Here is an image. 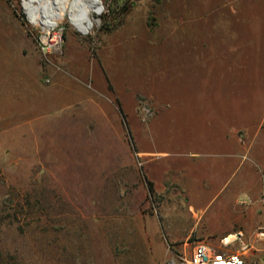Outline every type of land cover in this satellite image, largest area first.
Masks as SVG:
<instances>
[{
	"label": "rangeland",
	"instance_id": "374dc122",
	"mask_svg": "<svg viewBox=\"0 0 264 264\" xmlns=\"http://www.w3.org/2000/svg\"><path fill=\"white\" fill-rule=\"evenodd\" d=\"M26 14L0 0V264H179L194 241L158 235L165 197L147 190L132 117L200 78L263 108L264 0H100L90 23L66 14L49 33ZM263 223L262 204L251 264Z\"/></svg>",
	"mask_w": 264,
	"mask_h": 264
},
{
	"label": "crops",
	"instance_id": "0c3cea01",
	"mask_svg": "<svg viewBox=\"0 0 264 264\" xmlns=\"http://www.w3.org/2000/svg\"><path fill=\"white\" fill-rule=\"evenodd\" d=\"M253 23V39L264 40V19ZM118 96L127 102V94ZM244 96V87L228 79L200 78L188 89L153 97L144 107L152 114L135 110L132 130L141 172L154 194L165 197L161 238L217 241L251 229L262 205L264 107L246 106ZM44 107L36 113H46Z\"/></svg>",
	"mask_w": 264,
	"mask_h": 264
},
{
	"label": "built area",
	"instance_id": "2783aa9c",
	"mask_svg": "<svg viewBox=\"0 0 264 264\" xmlns=\"http://www.w3.org/2000/svg\"><path fill=\"white\" fill-rule=\"evenodd\" d=\"M262 204L264 209V184L262 185ZM264 237V223L256 232ZM219 240L218 244L207 243L203 240L194 241L188 252H175L179 264H251L247 256V244L244 242V234L237 231ZM176 264V263H173Z\"/></svg>",
	"mask_w": 264,
	"mask_h": 264
},
{
	"label": "bare ground",
	"instance_id": "6f19581e",
	"mask_svg": "<svg viewBox=\"0 0 264 264\" xmlns=\"http://www.w3.org/2000/svg\"><path fill=\"white\" fill-rule=\"evenodd\" d=\"M98 4L99 0H22L23 9L31 22L41 23V28L48 33L66 14L74 22H89L90 11ZM45 7H48V11ZM47 40L54 42V35H49ZM232 237L230 235L226 240Z\"/></svg>",
	"mask_w": 264,
	"mask_h": 264
},
{
	"label": "trees",
	"instance_id": "16d2710c",
	"mask_svg": "<svg viewBox=\"0 0 264 264\" xmlns=\"http://www.w3.org/2000/svg\"><path fill=\"white\" fill-rule=\"evenodd\" d=\"M143 175V174H142ZM144 176V175H143ZM144 180L146 181V184H147V190L149 192L150 195H153L154 194V191H153V188H152V184L150 181L147 180V178L144 176L143 177Z\"/></svg>",
	"mask_w": 264,
	"mask_h": 264
},
{
	"label": "water",
	"instance_id": "95a60500",
	"mask_svg": "<svg viewBox=\"0 0 264 264\" xmlns=\"http://www.w3.org/2000/svg\"><path fill=\"white\" fill-rule=\"evenodd\" d=\"M99 2H100V0H99ZM22 8H23V6H22ZM23 11H24V9H23ZM26 14V13H25ZM26 16H27V14H26Z\"/></svg>",
	"mask_w": 264,
	"mask_h": 264
}]
</instances>
